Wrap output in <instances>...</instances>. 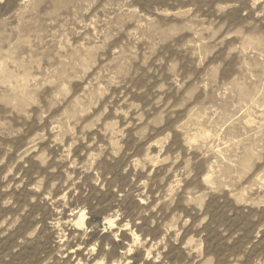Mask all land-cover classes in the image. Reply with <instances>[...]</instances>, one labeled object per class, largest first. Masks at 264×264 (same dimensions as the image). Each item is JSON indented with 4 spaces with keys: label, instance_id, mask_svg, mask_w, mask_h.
Listing matches in <instances>:
<instances>
[{
    "label": "rangeland",
    "instance_id": "obj_1",
    "mask_svg": "<svg viewBox=\"0 0 264 264\" xmlns=\"http://www.w3.org/2000/svg\"><path fill=\"white\" fill-rule=\"evenodd\" d=\"M0 264H264V0H0Z\"/></svg>",
    "mask_w": 264,
    "mask_h": 264
}]
</instances>
